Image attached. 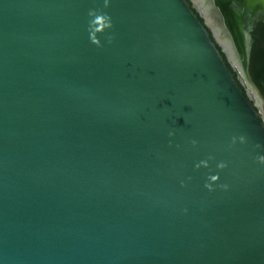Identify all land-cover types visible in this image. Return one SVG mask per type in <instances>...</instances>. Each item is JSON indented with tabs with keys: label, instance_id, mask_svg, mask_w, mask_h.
Here are the masks:
<instances>
[{
	"label": "water",
	"instance_id": "1",
	"mask_svg": "<svg viewBox=\"0 0 264 264\" xmlns=\"http://www.w3.org/2000/svg\"><path fill=\"white\" fill-rule=\"evenodd\" d=\"M195 3L0 0V264H264V120Z\"/></svg>",
	"mask_w": 264,
	"mask_h": 264
},
{
	"label": "flooded vegetation",
	"instance_id": "2",
	"mask_svg": "<svg viewBox=\"0 0 264 264\" xmlns=\"http://www.w3.org/2000/svg\"><path fill=\"white\" fill-rule=\"evenodd\" d=\"M213 9L242 65L238 79L264 120V0H230L222 13L216 3Z\"/></svg>",
	"mask_w": 264,
	"mask_h": 264
},
{
	"label": "clouds",
	"instance_id": "3",
	"mask_svg": "<svg viewBox=\"0 0 264 264\" xmlns=\"http://www.w3.org/2000/svg\"><path fill=\"white\" fill-rule=\"evenodd\" d=\"M108 6V0H105V7ZM89 16L93 17V19L90 20L89 22V34H90V41L91 43L97 45L98 47L100 46V42L97 39V33H102L104 32L105 29L111 28L112 27V23H111V18L103 13H97L94 10H90L89 11ZM111 37H109V42H111ZM219 52V51H218ZM220 53V52H219ZM237 53L239 54V49H237ZM221 55V54H220ZM224 60V59H223ZM228 70H229V65L228 63L224 60ZM169 135H173V133H169ZM233 142H235V139L233 140ZM240 142L241 143H245V137H240ZM193 144H195L196 142L193 141ZM257 147H260V145H257ZM209 159H211V157H209ZM257 160L259 163L264 164V155L262 156H258ZM207 166V165H205ZM198 167V166H197ZM218 167L220 169H223L226 167L225 163H220L218 165ZM210 179L215 182L219 179L218 175H212L210 177ZM205 187H207L210 191L212 190L211 188V184H206ZM226 187V186H225Z\"/></svg>",
	"mask_w": 264,
	"mask_h": 264
},
{
	"label": "bare ground",
	"instance_id": "4",
	"mask_svg": "<svg viewBox=\"0 0 264 264\" xmlns=\"http://www.w3.org/2000/svg\"><path fill=\"white\" fill-rule=\"evenodd\" d=\"M196 2L198 3V5H199L200 9L202 10L203 14L206 15V17L208 18V21L211 23V25L215 27L216 34L218 35L219 40L222 42V44L225 46L226 50L228 51V53H229V55L231 57V60L233 61L234 65L241 72H243L242 65H241V63L239 61V58L235 54L232 45H231L232 49L228 48L229 47L228 46L229 40H228L226 34L220 30L221 24H220L219 18H217L216 15H215V12H214L215 10L213 9V6L211 7L207 0H196ZM202 5H204V6H202Z\"/></svg>",
	"mask_w": 264,
	"mask_h": 264
},
{
	"label": "rangeland",
	"instance_id": "5",
	"mask_svg": "<svg viewBox=\"0 0 264 264\" xmlns=\"http://www.w3.org/2000/svg\"><path fill=\"white\" fill-rule=\"evenodd\" d=\"M194 1L196 2V0H194ZM222 1H223V4L225 5V7H228V6H229V1H230V0H222ZM195 4H196L197 7H199V5H198L197 2H196ZM202 6H204V5H202ZM220 30H222V28H220ZM227 44H228V43H227ZM228 46H229L228 48L232 49V48H231V43H230V41H229ZM232 62H233V61H232ZM250 92H252V90H250Z\"/></svg>",
	"mask_w": 264,
	"mask_h": 264
}]
</instances>
